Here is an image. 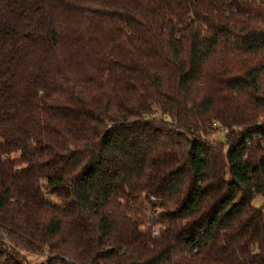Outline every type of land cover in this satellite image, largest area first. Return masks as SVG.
Here are the masks:
<instances>
[{
  "label": "trees",
  "instance_id": "obj_1",
  "mask_svg": "<svg viewBox=\"0 0 264 264\" xmlns=\"http://www.w3.org/2000/svg\"><path fill=\"white\" fill-rule=\"evenodd\" d=\"M256 195L264 0H0V264H264Z\"/></svg>",
  "mask_w": 264,
  "mask_h": 264
},
{
  "label": "rangeland",
  "instance_id": "obj_2",
  "mask_svg": "<svg viewBox=\"0 0 264 264\" xmlns=\"http://www.w3.org/2000/svg\"><path fill=\"white\" fill-rule=\"evenodd\" d=\"M222 135H223V132H217L215 134H213V137H215L216 139H222ZM252 204L254 207L256 208H262L263 211H264V196L262 195H256L253 200H252ZM32 261V264H36L38 263L40 260H31Z\"/></svg>",
  "mask_w": 264,
  "mask_h": 264
},
{
  "label": "built area",
  "instance_id": "obj_3",
  "mask_svg": "<svg viewBox=\"0 0 264 264\" xmlns=\"http://www.w3.org/2000/svg\"><path fill=\"white\" fill-rule=\"evenodd\" d=\"M157 114L160 115V113H157ZM155 215H156V211L155 210H151L150 213H149V218L153 219L155 217ZM152 235L153 236H157L158 235V231L155 228L152 229Z\"/></svg>",
  "mask_w": 264,
  "mask_h": 264
}]
</instances>
